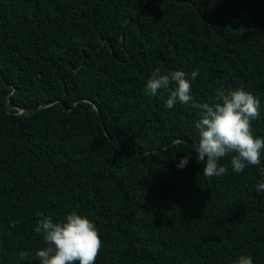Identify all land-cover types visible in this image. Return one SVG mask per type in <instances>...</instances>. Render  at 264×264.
Returning <instances> with one entry per match:
<instances>
[{
  "label": "trees",
  "instance_id": "obj_1",
  "mask_svg": "<svg viewBox=\"0 0 264 264\" xmlns=\"http://www.w3.org/2000/svg\"><path fill=\"white\" fill-rule=\"evenodd\" d=\"M157 67L198 69L200 102L252 93L264 137V0H0V264H40L38 221L72 211L95 264H264V152L204 176L199 110L144 92Z\"/></svg>",
  "mask_w": 264,
  "mask_h": 264
},
{
  "label": "clouds",
  "instance_id": "obj_2",
  "mask_svg": "<svg viewBox=\"0 0 264 264\" xmlns=\"http://www.w3.org/2000/svg\"><path fill=\"white\" fill-rule=\"evenodd\" d=\"M199 70L191 73V80L180 70L162 72L155 68L146 82L144 92L155 96L160 90H168L166 107L177 103L199 110L195 127L199 130V141L195 145L197 161L204 164L203 174L212 177L227 174L221 158L230 156L234 173H243L248 166H259L264 152V137L253 134L252 122L260 117V99L252 93L237 88L217 90L212 102H200L192 94V80ZM183 157L177 167L183 169L190 159ZM257 192L264 191V182L256 184ZM14 226V225H13ZM34 231L43 235L46 247L35 255L40 264H95L102 249V240L95 223L87 215L72 211L62 222H54L45 216ZM31 254L21 251V260ZM235 264H254L253 257L241 255Z\"/></svg>",
  "mask_w": 264,
  "mask_h": 264
},
{
  "label": "water",
  "instance_id": "obj_3",
  "mask_svg": "<svg viewBox=\"0 0 264 264\" xmlns=\"http://www.w3.org/2000/svg\"><path fill=\"white\" fill-rule=\"evenodd\" d=\"M31 109H27V110H25V111H30Z\"/></svg>",
  "mask_w": 264,
  "mask_h": 264
}]
</instances>
